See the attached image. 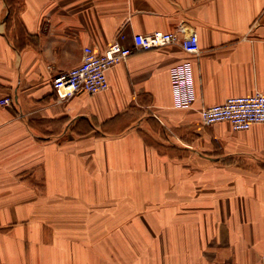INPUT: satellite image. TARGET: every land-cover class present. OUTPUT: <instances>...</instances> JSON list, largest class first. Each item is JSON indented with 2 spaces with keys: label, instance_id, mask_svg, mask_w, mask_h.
Returning <instances> with one entry per match:
<instances>
[{
  "label": "crops",
  "instance_id": "crops-1",
  "mask_svg": "<svg viewBox=\"0 0 264 264\" xmlns=\"http://www.w3.org/2000/svg\"><path fill=\"white\" fill-rule=\"evenodd\" d=\"M199 36L137 52L110 88L60 100L88 46ZM193 64L174 108L170 70ZM264 94V0H0V264H264V124L200 110Z\"/></svg>",
  "mask_w": 264,
  "mask_h": 264
},
{
  "label": "built area",
  "instance_id": "built-area-1",
  "mask_svg": "<svg viewBox=\"0 0 264 264\" xmlns=\"http://www.w3.org/2000/svg\"><path fill=\"white\" fill-rule=\"evenodd\" d=\"M183 29L174 32L137 34L133 46L125 47L119 41L110 42L104 51L88 46L84 49L81 65L57 75L53 88L60 100H69L79 94L96 95L110 88L108 72L125 63L137 52H147L179 45L187 54L199 55L200 43L196 33L185 37ZM174 108L191 109L196 101L193 64L190 61L174 66L170 70ZM2 106L13 104L11 97L0 101ZM201 123L211 126L228 122L236 132L249 131L253 126L264 124V94L255 92L249 96L228 98L224 103L200 110Z\"/></svg>",
  "mask_w": 264,
  "mask_h": 264
}]
</instances>
